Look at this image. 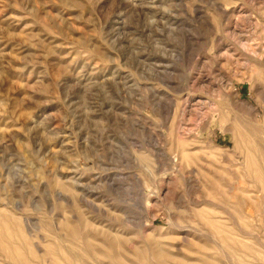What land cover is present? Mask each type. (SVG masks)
<instances>
[{
  "label": "rangeland",
  "instance_id": "obj_1",
  "mask_svg": "<svg viewBox=\"0 0 264 264\" xmlns=\"http://www.w3.org/2000/svg\"><path fill=\"white\" fill-rule=\"evenodd\" d=\"M0 264H264V0H0Z\"/></svg>",
  "mask_w": 264,
  "mask_h": 264
}]
</instances>
